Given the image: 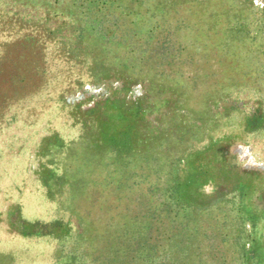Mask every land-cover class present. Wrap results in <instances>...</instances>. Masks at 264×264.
<instances>
[{"label":"rangeland","instance_id":"obj_1","mask_svg":"<svg viewBox=\"0 0 264 264\" xmlns=\"http://www.w3.org/2000/svg\"><path fill=\"white\" fill-rule=\"evenodd\" d=\"M0 264H264V0H0Z\"/></svg>","mask_w":264,"mask_h":264}]
</instances>
